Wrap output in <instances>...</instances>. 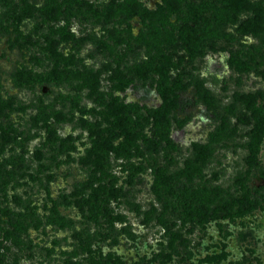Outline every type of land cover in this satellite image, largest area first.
<instances>
[{"label": "rangeland", "instance_id": "1", "mask_svg": "<svg viewBox=\"0 0 264 264\" xmlns=\"http://www.w3.org/2000/svg\"><path fill=\"white\" fill-rule=\"evenodd\" d=\"M227 1L0 0L2 264H88L90 256L107 264H264V133L255 164L247 165L253 124L236 122L237 115L252 120L239 100L245 94L254 96L264 120V0H247L261 20L246 34L239 26L253 12ZM66 32L72 39L62 42ZM53 39L59 43L51 51ZM178 80L188 85L178 91L163 131L171 145L154 137L157 150L148 149L152 131L162 130L149 116L161 107L158 90ZM108 103L126 106L123 130L137 135L142 157L117 158L101 147L106 155L99 150L101 160L90 164V130L109 136ZM49 130L54 144L47 142ZM115 132L114 148L125 139ZM194 143L209 148L195 182L245 191L256 209L181 225L175 202L157 201L151 164L178 170L192 158ZM91 169L94 187L111 181L121 193L107 198L104 219L62 203ZM243 176L240 190L235 180Z\"/></svg>", "mask_w": 264, "mask_h": 264}, {"label": "trees", "instance_id": "2", "mask_svg": "<svg viewBox=\"0 0 264 264\" xmlns=\"http://www.w3.org/2000/svg\"><path fill=\"white\" fill-rule=\"evenodd\" d=\"M227 2L229 8L234 10L245 9L253 12V17L247 18L239 26V29L243 34L253 30L257 31L259 29L261 14L260 11L255 8L256 6L249 3L247 0H228ZM131 8L133 10L136 9L134 4L131 5ZM51 11L54 13L53 9ZM26 15H29V13L26 12ZM15 21L18 23L20 21V17L16 16ZM59 38L62 42H67L72 39V36L66 32V34L61 35ZM48 42L51 51H53L59 43V41H55L54 39L49 40ZM139 71L140 74L144 73L143 69H139ZM160 71L161 74L164 75V70L160 69ZM52 76H56L55 70L52 72ZM176 83L177 86H161L159 88L158 91L161 99V107L149 111V116L152 119L154 130L157 128L162 130L159 133L152 131V137L146 140L148 149H153L154 151L157 150V140H155L154 137L162 140L165 145H171L166 137V133L163 131L167 130L166 122L168 120V115L176 107L178 91L184 89V87L188 85L187 82L180 85V80L176 81ZM205 100L207 101L208 99L205 98ZM239 100L242 103H245L246 109H251V121H249L245 116L239 117L237 115L236 122L242 126L253 124L248 133L249 139H247L245 143L247 154L244 157L247 165H252L255 164L256 148L264 133V120L260 119L258 114L255 113V109L253 108L254 96L252 94L242 95ZM6 105L7 107H10L11 104L10 102L6 101ZM106 107L109 111V116L112 117V120L109 122L111 123V127L108 130L109 136L100 137L96 131L90 130L89 135L92 137L95 136V139L92 140L91 147L88 151V154H92L95 157L90 164H98L97 160H101L99 154L97 153L101 147H104L107 151H112L113 155L117 158L129 156L135 157L136 155L142 157V152L136 151L137 135L134 133L131 135V127L130 131L125 132V130H123L128 118L126 106L108 103ZM145 120L146 118L143 119V121ZM161 125L164 126L162 127ZM115 130L122 132V135L125 132V139L122 143H119L114 148L111 145L110 137H115L117 134ZM46 135L47 142L49 144H54L55 137L52 130H49ZM62 144L63 143H61L59 147ZM191 150L192 158L184 159L182 167L178 170L176 169L169 171L165 166H160L155 163L151 164L152 182L150 185V190L156 197L157 201L162 202V204L166 205V202H172V200L175 202L173 208L176 206L179 208V210L177 209L179 211L178 219L181 218L179 221L181 225L184 223L185 219H188L192 223H199L201 221H206L216 217L218 213H220L223 217H229L233 214H246L256 209L257 202L255 200L250 201L245 191L236 194V189L234 188V193L236 195L231 193L229 194L219 190L218 187L205 186L200 182H195V178H197V176L201 173V166L204 158L209 155V148L206 145L194 143L191 145ZM100 153L102 155H106V151L102 150ZM85 164H89V158L86 159ZM138 169L142 170L143 168L139 165ZM94 172L96 171L91 169L89 178L85 182L76 184L73 187L71 194L72 200H69L63 196L62 203L65 206L72 205L83 217H86V215H93L96 219L99 214L100 218L104 219L105 217L109 216V211L105 207L106 202L108 201L107 198L116 199L117 197L121 196V193L113 186L111 181H109L108 184L99 183L94 187L93 185L95 178L92 177ZM212 177L215 178L216 176L212 175ZM131 178L132 176H129L128 180L130 181ZM96 181H98V178ZM243 181L244 176L243 178H238L235 180V185H237L240 190L245 189H243ZM93 206L95 207L96 212L95 214H89L92 212L91 209ZM173 211H175V209ZM14 226L15 228H21V224L18 222V220L14 222ZM3 234L11 236L15 235L14 232H8V230H5ZM81 249L90 256L87 243H82ZM87 261L88 264H107L105 259L101 258L100 256L96 259L90 256L87 258ZM0 264H2L1 260Z\"/></svg>", "mask_w": 264, "mask_h": 264}]
</instances>
